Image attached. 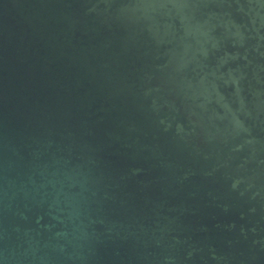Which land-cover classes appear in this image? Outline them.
Masks as SVG:
<instances>
[{
	"label": "water",
	"instance_id": "95a60500",
	"mask_svg": "<svg viewBox=\"0 0 264 264\" xmlns=\"http://www.w3.org/2000/svg\"><path fill=\"white\" fill-rule=\"evenodd\" d=\"M0 264H264V0H0Z\"/></svg>",
	"mask_w": 264,
	"mask_h": 264
}]
</instances>
